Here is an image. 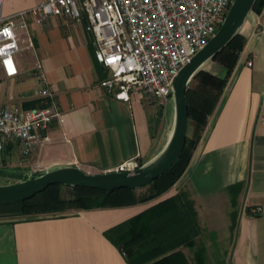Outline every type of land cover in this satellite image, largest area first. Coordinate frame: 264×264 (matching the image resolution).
<instances>
[{
	"label": "crops",
	"instance_id": "obj_1",
	"mask_svg": "<svg viewBox=\"0 0 264 264\" xmlns=\"http://www.w3.org/2000/svg\"><path fill=\"white\" fill-rule=\"evenodd\" d=\"M41 1L3 0L2 12L8 15ZM259 15L262 26L256 35L253 13L247 18L240 32L246 38L243 50L173 186L132 205L38 219L2 216L0 264H128L103 232L177 193L193 203L206 264H264V7ZM85 26L86 20L76 24L63 17H50L42 25L29 20L32 46L25 42L15 54L18 74L6 77L0 65V106L30 109L48 102L38 93L35 66L40 63L61 114L41 130L44 139L32 153L22 154L16 142L5 146L0 159L16 175L63 165L99 173L115 170L137 154L142 162L151 155L155 109L161 105L138 92L123 101L99 85L106 70L94 58L93 36ZM248 59L252 66L246 65ZM206 64L203 70L224 76L223 65L214 60ZM135 193L144 196L149 188ZM258 205L262 213L250 215L247 208ZM227 232L221 256V236ZM179 250L182 255L170 258L171 264H198L195 248Z\"/></svg>",
	"mask_w": 264,
	"mask_h": 264
},
{
	"label": "built area",
	"instance_id": "obj_2",
	"mask_svg": "<svg viewBox=\"0 0 264 264\" xmlns=\"http://www.w3.org/2000/svg\"><path fill=\"white\" fill-rule=\"evenodd\" d=\"M232 1L43 0L4 15L0 0V65L6 77L18 74L14 56L23 43L32 46L29 20L38 25L50 17L76 24L86 20L85 27L93 36L94 58L106 70L99 85L123 101L130 99L131 92H138L148 101L164 104L171 99L180 68L215 34ZM252 13L256 35L261 31V18ZM246 65L252 66V60ZM35 68L38 93L48 102L30 109L0 106V154L10 142L18 143L24 155L32 153L44 139L41 130L61 116L45 83L42 65ZM142 163L137 154L120 162L115 170L133 172ZM262 211L258 205L250 207L248 213L259 216Z\"/></svg>",
	"mask_w": 264,
	"mask_h": 264
},
{
	"label": "trees",
	"instance_id": "obj_3",
	"mask_svg": "<svg viewBox=\"0 0 264 264\" xmlns=\"http://www.w3.org/2000/svg\"><path fill=\"white\" fill-rule=\"evenodd\" d=\"M263 7L264 0H256L252 11L260 13ZM245 42L246 38L240 33L237 34L212 59L225 67L223 77H217L203 69L193 76L186 89L191 132L187 135L184 149L176 162L160 177L146 185L149 188L148 194L137 196L135 189L130 188L108 192L53 184L29 199L0 204V216L38 219L46 215H64L78 210L132 205L163 194L180 178L189 164L207 124V117L213 111ZM0 174L13 180L21 178L15 173ZM64 189L70 190V194L66 195ZM249 210L247 208L248 212ZM201 232L193 203L185 194L177 193L106 229L103 234L117 247L128 264H171L170 258L181 256L179 248L184 246L195 248L196 262L206 264L202 257L205 247L202 242L197 243Z\"/></svg>",
	"mask_w": 264,
	"mask_h": 264
},
{
	"label": "water",
	"instance_id": "obj_4",
	"mask_svg": "<svg viewBox=\"0 0 264 264\" xmlns=\"http://www.w3.org/2000/svg\"><path fill=\"white\" fill-rule=\"evenodd\" d=\"M255 2L233 0L215 34L180 68L171 90L172 128L164 146L156 155L144 161L133 172L111 170L90 173L75 165H63L39 173H27L12 182L0 184V204L29 199L53 184L109 192L120 188L138 189L160 177L176 162L185 146L189 126L186 89L190 81L207 61L212 60L241 32ZM2 172L13 173L0 170Z\"/></svg>",
	"mask_w": 264,
	"mask_h": 264
},
{
	"label": "rangeland",
	"instance_id": "obj_5",
	"mask_svg": "<svg viewBox=\"0 0 264 264\" xmlns=\"http://www.w3.org/2000/svg\"><path fill=\"white\" fill-rule=\"evenodd\" d=\"M207 64L205 63L203 65L206 66ZM202 67V68H203ZM192 84V83H191ZM161 106H163V110L161 112V114L159 116H157V121L155 122V124L153 125L154 128V134H155V139L153 142V147L151 150V155L149 158L153 157L154 155H156L161 148L164 146L167 137L171 131L172 128V124H173V104L171 100H168L166 103L164 104H159ZM191 132V128L188 126V133L187 135H189ZM12 167H9L8 164L4 163V160L0 159V170H7V171H13L14 169H11ZM14 181L12 178L8 177V176H2L0 174V184L3 183H8V182H12ZM70 190L68 189H64V193L70 194ZM0 211H2V208L0 209ZM2 217V216H0ZM208 232L204 233V238L207 237ZM228 232L225 234H222V238H221V242L222 244L219 246L220 249H218V253L222 256V251H223V247L226 245V241L228 240ZM212 251V248L209 250ZM218 264L221 262H217Z\"/></svg>",
	"mask_w": 264,
	"mask_h": 264
},
{
	"label": "flooded vegetation",
	"instance_id": "obj_6",
	"mask_svg": "<svg viewBox=\"0 0 264 264\" xmlns=\"http://www.w3.org/2000/svg\"><path fill=\"white\" fill-rule=\"evenodd\" d=\"M162 110H163V106H162V108L160 106L156 107L155 116L156 117L159 116L161 114Z\"/></svg>",
	"mask_w": 264,
	"mask_h": 264
}]
</instances>
